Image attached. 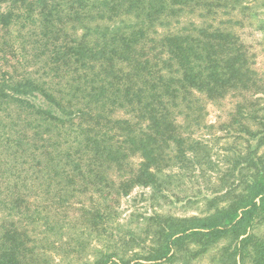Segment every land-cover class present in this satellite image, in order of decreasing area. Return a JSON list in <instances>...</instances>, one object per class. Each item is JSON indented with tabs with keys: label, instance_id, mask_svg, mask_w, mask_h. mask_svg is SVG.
I'll list each match as a JSON object with an SVG mask.
<instances>
[{
	"label": "rangeland",
	"instance_id": "1",
	"mask_svg": "<svg viewBox=\"0 0 264 264\" xmlns=\"http://www.w3.org/2000/svg\"><path fill=\"white\" fill-rule=\"evenodd\" d=\"M29 1L20 2L22 11ZM188 3L182 14L162 15L157 24L136 31L145 33V53L157 44L160 57L165 37L176 33L190 34L194 44L228 42L234 48L230 58H240L243 69L250 70L249 81L239 89L215 86L210 94L192 90L199 110L189 114V103L176 106L171 111L178 115L176 122L168 132H147L151 142L136 132L122 144L124 122L135 127L144 123L138 114L108 101L83 100L81 92L74 100L65 98L62 92L81 76L55 70H66L61 57L74 40L86 49L102 45L97 31L120 21L138 22L134 16L121 12L112 16L115 23L95 22L89 44L79 40L76 30H70L69 40L50 29L46 36L18 42L16 50L4 38L0 62L6 60L20 74L36 70L38 82L52 88L60 83L65 90L50 92L57 106L38 96L32 99L33 109L19 104L8 106L7 112L0 109V264H239L232 253L237 244L232 233L207 242L185 240L177 230L238 209L249 185L264 174V0ZM1 7L5 10L9 3ZM215 33L221 38L210 39ZM40 40L46 43L44 55L39 47L23 46ZM57 45L65 49L59 57L54 55ZM217 50L212 57L225 55ZM221 73L231 76L223 68ZM79 83L80 89L87 88L84 80ZM126 97L122 94L121 101ZM62 108L94 116L70 120ZM90 138L107 140V146L101 140L90 146ZM141 140L148 158L137 149ZM108 151L116 161L107 158ZM251 233L264 243V217ZM171 243L169 256L156 260Z\"/></svg>",
	"mask_w": 264,
	"mask_h": 264
},
{
	"label": "trees",
	"instance_id": "2",
	"mask_svg": "<svg viewBox=\"0 0 264 264\" xmlns=\"http://www.w3.org/2000/svg\"><path fill=\"white\" fill-rule=\"evenodd\" d=\"M21 1L0 0V47L5 44L4 38L8 37L10 50H16L15 46L18 42L22 44L23 41L26 42L27 39L29 40L37 34L46 36L50 29L51 32H56L62 38L69 40H73L69 38L70 30H76V35L80 37L79 40H84L85 44H89L90 37L96 34L90 29L91 25L97 21L106 20V22L115 23L112 16L124 12L126 15L134 16L138 22L120 21L106 26L100 32L97 31L98 38L102 39L103 43L101 45L96 42L90 49L83 48L80 43L76 44L75 40L73 44L64 46L67 51L63 52L64 55L61 58L64 57L66 60V70L62 71L60 68H56V73L78 74L81 76L79 80H84V84H87V88L84 90L80 89L81 83L76 77L70 81L68 91L62 92L65 89L59 87L60 83H55L52 88L47 83L38 82L36 70H27L24 74H20L7 66L6 60L1 61L0 109H3L2 112H7L8 106L12 104L25 105L28 110L29 108L33 109L32 99H37L38 96L44 97L46 101L50 100L51 104L57 106L50 96V92H57V94L62 92L65 98L72 100L76 99L78 92H81L83 100H100L101 103L108 101L117 109L121 108L129 112L132 109L130 113L138 114V118L144 123L140 122L141 126L135 127L129 121L124 122L126 127L123 131L127 133L122 138V144L136 136V132H141L146 142H151L152 136H148L147 132H153L154 135L158 134L155 132H168L170 126L176 122L178 115L173 116L171 112L174 108L176 109V106L189 103L186 105L189 114L199 110V107L196 106L198 100H191L192 90L210 94L211 91L217 89L215 86L223 85L239 89L249 81L250 70L243 69L240 58L236 60L230 58L229 53L234 48L232 49L228 42L221 41L217 46L215 43L207 46L205 43L198 44L204 41L199 40L197 44H194L190 34L176 33L165 37L166 45L161 46L164 50L159 53L160 57L158 53H155V49L158 50V47L155 46L157 44H154L151 50L147 49V53H145L147 44L144 41L145 33L136 31L141 27L157 24L162 15L182 14L185 12L189 0H171L172 4H165V0H37L34 1L36 6L33 0H30L26 11L21 10V5H24L20 4ZM5 2L9 3V7L2 10L1 6ZM32 18L37 19L32 21ZM164 24L171 26L172 22ZM29 25H31L30 29H28ZM33 27L36 31L32 34ZM187 27L188 25L184 26V33L188 32ZM77 31H80L81 36ZM216 33L210 39L221 38V36L216 37ZM45 44L40 40V42L33 41L29 44L23 43V46L39 47L42 49L41 55H44ZM61 48L65 50L63 46ZM61 48L58 45L55 46L54 55L59 57ZM217 48L221 52H225L221 58L219 56L212 57V53L219 52L215 51ZM0 53H2L1 48ZM164 55L170 57L164 58ZM218 58L221 60H216ZM221 68L228 70L231 76H228V73H221ZM95 70L96 72H94ZM163 73H167L170 77L167 78L162 75ZM50 79L54 80L55 77ZM99 83H101L100 86H98ZM122 94L127 96L124 101L120 99ZM65 98H61V101ZM109 98L111 101L108 100ZM113 99L115 102H112ZM2 105H6V107L2 108ZM105 105L109 104L105 103ZM105 105H100L102 110H105ZM61 111L66 113L70 120L78 116H94L90 111L81 109L62 108ZM92 121L94 122L95 119ZM98 125L100 124L98 123ZM170 131L173 132L174 129ZM87 132H91V130ZM100 140V138H90L88 143L93 146L92 143L100 145L103 141L105 143L103 146H107V140H101V142ZM108 140L110 141V139ZM145 146V142L141 140L136 147L144 154L145 158H148L149 152L144 148ZM109 152L107 158L116 161ZM263 217L264 174H261L249 185L248 192L238 209L223 212L206 220L192 221L188 228L177 230V233H181L185 240L201 238L211 242L220 235L230 232L235 236L237 242L232 251L238 258L239 262L237 263L264 264V243L258 241L251 233ZM180 239L178 238V240ZM172 244L164 247L165 253L158 256L156 260L168 257Z\"/></svg>",
	"mask_w": 264,
	"mask_h": 264
}]
</instances>
